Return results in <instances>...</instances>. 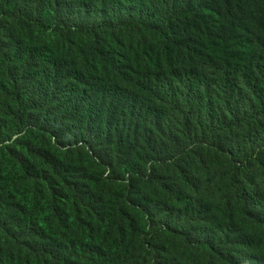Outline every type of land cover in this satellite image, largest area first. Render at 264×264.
I'll return each instance as SVG.
<instances>
[{
  "label": "trees",
  "instance_id": "obj_1",
  "mask_svg": "<svg viewBox=\"0 0 264 264\" xmlns=\"http://www.w3.org/2000/svg\"><path fill=\"white\" fill-rule=\"evenodd\" d=\"M0 0V264H264V0Z\"/></svg>",
  "mask_w": 264,
  "mask_h": 264
},
{
  "label": "rangeland",
  "instance_id": "obj_2",
  "mask_svg": "<svg viewBox=\"0 0 264 264\" xmlns=\"http://www.w3.org/2000/svg\"><path fill=\"white\" fill-rule=\"evenodd\" d=\"M124 2H126L127 6H130V4L127 3V0H123Z\"/></svg>",
  "mask_w": 264,
  "mask_h": 264
}]
</instances>
